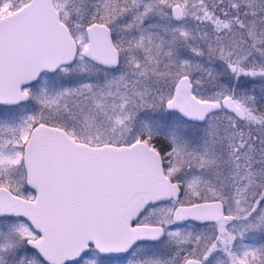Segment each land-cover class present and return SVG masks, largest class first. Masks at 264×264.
Returning <instances> with one entry per match:
<instances>
[{"label": "snow or ice", "instance_id": "6c2138e0", "mask_svg": "<svg viewBox=\"0 0 264 264\" xmlns=\"http://www.w3.org/2000/svg\"><path fill=\"white\" fill-rule=\"evenodd\" d=\"M0 264H264V0H0Z\"/></svg>", "mask_w": 264, "mask_h": 264}]
</instances>
